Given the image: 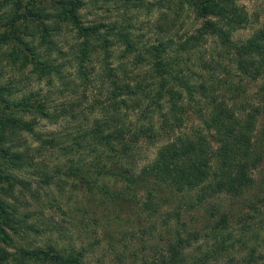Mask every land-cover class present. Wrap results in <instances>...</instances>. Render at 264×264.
<instances>
[{"label":"trees","instance_id":"trees-1","mask_svg":"<svg viewBox=\"0 0 264 264\" xmlns=\"http://www.w3.org/2000/svg\"><path fill=\"white\" fill-rule=\"evenodd\" d=\"M240 1L171 0L173 14L193 11L203 20L201 33L177 43L176 18L167 30L159 27L167 37L141 46L123 26L87 25L85 0H0V264H88L102 241L78 248L59 241L37 245L30 239L32 233H60L50 224L39 231L40 213L33 202L46 204L55 188L63 201L68 185L71 193L85 192L98 209L122 211L135 204L153 216L168 207L181 223L218 199L241 200L257 213L243 216L244 222L259 218L263 226L264 188L255 191L264 166V29L243 45L232 43L233 34L250 21ZM205 36L234 50L243 78L262 84L250 106L215 99L205 114L198 111L200 122L192 125L188 98L193 101L197 89L185 71L191 70L185 51ZM117 42L126 46L118 65ZM3 64L44 83L47 92L23 93L14 83L4 84ZM203 66L210 68L207 62ZM78 82L86 87V103L75 98ZM64 87L73 89L74 98L57 105ZM95 88L98 93L88 97ZM42 121L73 126L44 135ZM141 145L158 147L146 166L137 164ZM171 201L179 203L176 209L168 206ZM52 202L59 203L58 198ZM210 210L204 230L185 222L154 261L135 251L131 264H213L222 255L229 260L236 247L235 215L222 205ZM82 225L98 236L100 220ZM136 242L134 235L121 248L114 245L117 259L128 260H122L124 251ZM139 242L149 241L143 237ZM199 243L212 245L204 255L190 256L191 249L202 250Z\"/></svg>","mask_w":264,"mask_h":264},{"label":"rangeland","instance_id":"rangeland-1","mask_svg":"<svg viewBox=\"0 0 264 264\" xmlns=\"http://www.w3.org/2000/svg\"><path fill=\"white\" fill-rule=\"evenodd\" d=\"M171 0H85V8L83 10L84 20L87 25L99 24L105 27L117 25L123 26L129 33L132 42L141 46L153 44L158 37H167L168 34L162 33L160 26L166 27L174 19L178 20V37L177 43H185L193 36H197L202 31L203 20L198 19L193 11H185L183 13H172L169 11ZM240 5L244 6L249 14V24L238 30L231 37V41L235 45H243L247 42L257 31L264 29V0H241ZM163 7V8H162ZM214 20V19H212ZM115 47L114 64L118 65L122 62L120 58L124 53L126 46L121 42H117ZM190 46H188L189 48ZM185 60L189 65V69L185 70L192 78L190 81L195 84L196 94L194 100L188 98L190 106L191 117L189 122L192 125H197L200 122V115L198 111L207 112L208 104L215 99L225 100L232 99L234 102L251 105L258 99L259 85L258 83L244 79L237 68L236 54L234 50L226 49L219 40L205 36L200 44H193L190 50L185 51ZM209 63L210 68L206 70L203 63ZM4 84L14 83L18 85L19 90L23 93L27 91L44 90L47 92L45 84H40L31 76L28 78L26 74L15 72L8 68L5 64ZM69 80L72 79L70 73H66ZM75 77H73L74 79ZM72 81V80H71ZM79 92L75 94L72 88L64 87L65 95L55 98L57 105L74 98L77 101H85V89L82 88L81 82ZM203 85L207 87V92L203 90ZM59 83L56 88H61ZM97 88L99 86H96ZM91 89L87 95L88 97L95 96L93 93H98L99 89ZM62 90V91H63ZM205 93L207 96H205ZM65 124V123H64ZM73 124L66 123L65 125L52 126L47 121H42L39 124V131L44 135H50L51 132L62 131L64 129H72ZM261 130V125L259 127ZM158 152V147L138 146L136 150V159L139 166H146L148 163L154 161ZM55 157L51 160V165ZM259 179L258 188L255 192L262 191L264 183V166L257 173ZM122 186H120L121 188ZM67 193V194H66ZM62 194V193H61ZM61 194L55 188L51 192L50 197H46L43 204L40 202H33L34 209L40 213L38 218L39 231H45L44 225L50 224L52 227L60 230V233H32L30 239L37 245H45L46 243H55L59 241L61 244L75 245L76 247H84L94 241H102L94 253L90 254L88 264H131L133 261L131 256L138 251L142 257H146L149 261H154L160 252L165 248L168 240H172L177 235V230H183L182 227L186 223H194L199 229H205L210 220L211 208H217L222 205L224 209L233 211L235 218L232 219L234 230L235 248L231 253V258L228 259L226 255H222L218 262L213 264H264V224H259V218L250 220L248 223L244 222L243 216L256 215L257 213L249 207L247 202L241 200H231L228 198L218 199L213 205H207L205 210L196 212L195 214L186 215L183 222H179L172 218L168 213V207L161 213L153 216L144 215L140 206L130 204L131 206L126 210H111L106 208L98 209L96 201L86 198L85 192L71 193V186L68 185L66 192L64 191V200L60 201ZM71 197V199L68 198ZM139 197H142L140 195ZM252 197V195H251ZM250 197V198H251ZM53 198H58L59 203H53ZM63 203H68V207H62ZM172 205H168L172 209H176L178 202L171 201ZM45 205L44 207H42ZM61 206V207H60ZM97 210V213H96ZM38 213V212H37ZM43 215H42V214ZM193 215V216H192ZM264 217V216H263ZM44 218V219H43ZM43 219V220H41ZM100 220L101 227L98 236L95 237L90 231H87L82 225L84 222ZM82 223V224H81ZM249 225V226H248ZM253 227L250 229L249 227ZM253 230H258L260 237L255 236ZM147 232V233H146ZM136 235V247L124 251L121 262L113 252V246L118 245L120 248L121 242L130 241ZM113 237L108 239L106 237ZM61 237V238H60ZM146 237L149 241L147 244L139 242L141 238ZM139 242V243H138ZM203 242V241H202ZM88 243V244H87ZM86 244V245H85ZM202 244L200 251H192L188 253L190 256L204 255L212 244ZM133 247V243H129ZM208 246V247H207ZM196 249V248H195ZM159 251V252H158ZM106 254H109V256ZM156 256V257H155ZM144 257V258H145ZM141 264V262H138Z\"/></svg>","mask_w":264,"mask_h":264}]
</instances>
